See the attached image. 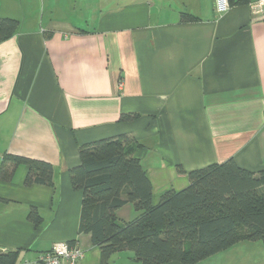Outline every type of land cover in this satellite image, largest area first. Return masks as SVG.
<instances>
[{"label": "crops", "instance_id": "obj_1", "mask_svg": "<svg viewBox=\"0 0 264 264\" xmlns=\"http://www.w3.org/2000/svg\"><path fill=\"white\" fill-rule=\"evenodd\" d=\"M0 18L17 21L0 39V251H16L15 264L57 241L81 250L77 264H140L128 250L103 263L79 232L82 192L69 170L83 144H136L152 204L183 189L188 171L230 157L264 170V5L256 14L247 3L220 12L214 0H0ZM31 160L50 164V184H25ZM117 213L136 215L130 203ZM211 256L197 264H264V243Z\"/></svg>", "mask_w": 264, "mask_h": 264}, {"label": "trees", "instance_id": "obj_2", "mask_svg": "<svg viewBox=\"0 0 264 264\" xmlns=\"http://www.w3.org/2000/svg\"><path fill=\"white\" fill-rule=\"evenodd\" d=\"M248 1L229 0V5ZM16 25L0 18V39ZM135 116L123 113L120 119ZM135 146L124 135L83 144L80 164L69 170L72 186L82 192L79 232L90 234L103 263L128 250L140 264H197L239 241L264 243V170L242 168L230 157L188 171L183 189L167 191L152 204L151 184L133 156ZM30 162L25 184H50V164ZM178 171L185 172L181 166ZM128 203L136 215L123 220L117 212ZM29 219L38 224L40 216L32 209ZM15 260L16 251H0V264Z\"/></svg>", "mask_w": 264, "mask_h": 264}, {"label": "built area", "instance_id": "obj_3", "mask_svg": "<svg viewBox=\"0 0 264 264\" xmlns=\"http://www.w3.org/2000/svg\"><path fill=\"white\" fill-rule=\"evenodd\" d=\"M217 11H226L229 9V0H214ZM248 5L250 9L259 14L262 12L264 0H249ZM81 250L78 247L70 245L67 241L54 242L51 248L41 254L36 260L30 264H77Z\"/></svg>", "mask_w": 264, "mask_h": 264}, {"label": "rangeland", "instance_id": "obj_4", "mask_svg": "<svg viewBox=\"0 0 264 264\" xmlns=\"http://www.w3.org/2000/svg\"><path fill=\"white\" fill-rule=\"evenodd\" d=\"M213 261H214V258L212 256H211V258L206 259L207 263H213Z\"/></svg>", "mask_w": 264, "mask_h": 264}]
</instances>
